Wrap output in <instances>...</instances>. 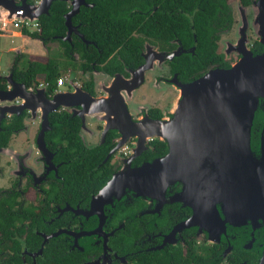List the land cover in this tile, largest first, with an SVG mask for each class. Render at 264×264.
Instances as JSON below:
<instances>
[{
  "label": "flooded vegetation",
  "instance_id": "1",
  "mask_svg": "<svg viewBox=\"0 0 264 264\" xmlns=\"http://www.w3.org/2000/svg\"><path fill=\"white\" fill-rule=\"evenodd\" d=\"M36 1L0 0V9ZM57 1L68 7L57 50L72 47L75 67L64 75V88L46 87L47 98L72 90L70 78L81 90L62 96L65 106L54 111L34 95L39 86H27L29 109L7 113L0 102V264H159L161 257L170 264H258V250L244 247L253 225L230 215L238 224L209 229L207 216L195 219L192 205L199 199L192 191L184 198L180 181L163 198L120 199L103 190L123 168L168 153V143L157 137L139 148V133L154 130L150 121L172 117L182 84L239 62L245 30L248 47L264 52V0H86L72 17L70 37L65 15L73 5ZM83 9L90 11L89 25ZM14 63L0 76V93L11 89L5 75ZM142 72L143 84L131 95L127 80ZM144 87L155 94L141 92ZM97 97L106 98V120L91 112L90 98ZM53 113L59 114L57 128ZM70 130L76 132L73 143ZM120 141L125 143L118 148ZM261 144L263 110L252 147ZM208 233L228 236L212 242Z\"/></svg>",
  "mask_w": 264,
  "mask_h": 264
},
{
  "label": "water",
  "instance_id": "2",
  "mask_svg": "<svg viewBox=\"0 0 264 264\" xmlns=\"http://www.w3.org/2000/svg\"><path fill=\"white\" fill-rule=\"evenodd\" d=\"M55 1L39 0L18 7L6 5L0 9V18L23 13L31 22H37L49 13ZM66 1L73 5L65 15L70 37L72 17L79 13L86 0ZM5 11L7 14L3 15ZM246 31L240 42L242 57L239 62L230 68L211 70L193 82L182 84L172 117L150 121L154 130L145 136L139 133L142 137L139 148L143 149L148 138L157 137L168 143V153L142 166L123 168L103 194H116L120 199L163 198L171 184L180 181L184 185L181 192L184 198L188 191H192L199 199L192 205L195 219L207 216L209 229L218 224L225 228L230 221L236 224L239 221L240 225L252 224L254 233L248 234L244 247L257 249L260 254L258 264H264V233H255L257 230L264 232V144L259 150L252 147L256 120L259 112L264 111V52L255 54L248 47ZM259 34L264 45V25ZM144 74H133L127 80L131 95L143 84ZM5 78L11 86L0 93L5 111L15 113L13 107L20 108V111L29 109L24 104L32 95L27 92V85L16 81L13 71ZM69 84L72 90L57 91L51 99L47 98L45 86H39L34 95H41L51 104L50 111H54L65 106L60 100L62 96H72L81 90L73 78ZM90 99L96 107L91 112L100 113L95 118L106 120V98ZM14 100L21 103H6ZM124 143L120 141L118 148ZM230 215L238 221L229 219ZM208 234L212 242L228 236V233Z\"/></svg>",
  "mask_w": 264,
  "mask_h": 264
},
{
  "label": "trees",
  "instance_id": "3",
  "mask_svg": "<svg viewBox=\"0 0 264 264\" xmlns=\"http://www.w3.org/2000/svg\"><path fill=\"white\" fill-rule=\"evenodd\" d=\"M102 3L101 0H98ZM103 6L106 4H102ZM108 5V4H107ZM68 9L65 2L55 1L50 9V14L44 15L39 20L41 31H33L30 32L28 29H24L26 34L31 35L32 37H37L43 40L44 44H48L49 42H59L57 39V34L63 32L66 27L64 25V17L63 13L66 12ZM81 14L85 17L83 22L89 25V16L90 11L89 9H83ZM97 14L100 16L102 15L100 12L97 11ZM123 21L127 23V25L131 24V18H124ZM124 23V24H125ZM61 44V41H60ZM66 49L64 53L59 52L58 50H52L49 48V55L42 56V55H31L28 57V62L25 66H20V59L23 55H19L14 63L12 71L14 72L15 80H19L27 84V86H40L44 84L47 87V90L50 92H54L58 87L59 79L69 74V71L75 67V60L74 57L71 55L72 50L68 44L65 43ZM80 52L81 57L84 59L86 55L84 54V49H76ZM86 53V51H85ZM88 54V53H87ZM59 114L53 113L51 119L54 123L55 128H57V118ZM72 123L67 122V126H71ZM71 128V127H69ZM73 129V128H72ZM76 136V132L70 130V142H74V137ZM159 141V140H158ZM162 145H164L163 141H159ZM259 257L260 254L257 252ZM256 260V259H255ZM159 264H170L167 259L161 257L158 262Z\"/></svg>",
  "mask_w": 264,
  "mask_h": 264
},
{
  "label": "crops",
  "instance_id": "4",
  "mask_svg": "<svg viewBox=\"0 0 264 264\" xmlns=\"http://www.w3.org/2000/svg\"><path fill=\"white\" fill-rule=\"evenodd\" d=\"M8 39H10V42H8ZM18 39L20 43H15ZM49 53V49L40 39L26 34L24 30L14 29L12 31H4L0 29L1 75L5 74V72L11 68L12 64L14 63L16 54H21L23 56L29 57L31 55L48 56ZM22 57H19V59L21 60Z\"/></svg>",
  "mask_w": 264,
  "mask_h": 264
},
{
  "label": "built area",
  "instance_id": "5",
  "mask_svg": "<svg viewBox=\"0 0 264 264\" xmlns=\"http://www.w3.org/2000/svg\"><path fill=\"white\" fill-rule=\"evenodd\" d=\"M31 27H35V30L41 31L40 22H31L23 13H19L12 18H6V16L0 18V29L4 31H12L14 29L30 30ZM67 78V76H62L58 81L59 86H61ZM40 86L43 87L45 85L41 84Z\"/></svg>",
  "mask_w": 264,
  "mask_h": 264
},
{
  "label": "rangeland",
  "instance_id": "6",
  "mask_svg": "<svg viewBox=\"0 0 264 264\" xmlns=\"http://www.w3.org/2000/svg\"><path fill=\"white\" fill-rule=\"evenodd\" d=\"M33 31H35V27H31V28H30V32H33ZM38 39H39V38H38ZM40 40H41V39H40ZM41 41L43 42V40H41ZM8 42H10V39H8ZM15 43H20L19 39H18L17 42H15ZM50 48H52V49H54V50L58 49V43H57V42H52V44L50 45ZM27 62H28V56H23V57L21 58V61H20V66H21V67L25 66V65L27 64ZM4 72H5V71H4ZM62 88H64V85H62ZM141 92H143V93H152V94H155L152 90H148L147 87H144V88L141 90Z\"/></svg>",
  "mask_w": 264,
  "mask_h": 264
}]
</instances>
